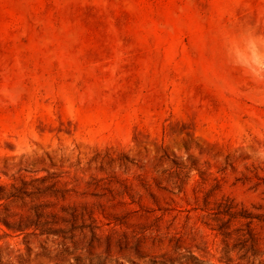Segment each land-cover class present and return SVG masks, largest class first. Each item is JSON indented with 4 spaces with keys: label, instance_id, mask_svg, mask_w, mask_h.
Instances as JSON below:
<instances>
[{
    "label": "rangeland",
    "instance_id": "obj_1",
    "mask_svg": "<svg viewBox=\"0 0 264 264\" xmlns=\"http://www.w3.org/2000/svg\"><path fill=\"white\" fill-rule=\"evenodd\" d=\"M0 264H264V0H0Z\"/></svg>",
    "mask_w": 264,
    "mask_h": 264
}]
</instances>
